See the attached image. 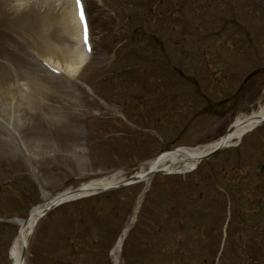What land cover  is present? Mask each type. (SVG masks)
<instances>
[{
	"label": "rangeland",
	"instance_id": "1",
	"mask_svg": "<svg viewBox=\"0 0 264 264\" xmlns=\"http://www.w3.org/2000/svg\"><path fill=\"white\" fill-rule=\"evenodd\" d=\"M85 1L94 53L72 75L64 62L76 44L72 23L59 20L70 19L72 0H0V83L22 88L0 102L2 218L24 220L66 189L121 170L126 177L136 173L132 165L162 152L208 144L264 103L262 75L241 84L256 65L264 69V0ZM180 14L192 18L190 32L174 21ZM220 16L236 17L238 33L228 25L221 39H200ZM246 32L251 44L237 48ZM39 58L70 76L55 75ZM162 64L180 72L146 70ZM152 93L174 96L171 110L150 118L139 103ZM201 94L229 107L205 110ZM235 142L188 173H157L53 208L36 224L25 264H114L111 249L144 188L139 227L136 220L119 264H264V122ZM178 216H187L186 224ZM9 224L0 223V264H11L2 254L19 231Z\"/></svg>",
	"mask_w": 264,
	"mask_h": 264
},
{
	"label": "bare ground",
	"instance_id": "2",
	"mask_svg": "<svg viewBox=\"0 0 264 264\" xmlns=\"http://www.w3.org/2000/svg\"><path fill=\"white\" fill-rule=\"evenodd\" d=\"M67 13L70 18L69 20L66 21V16L64 14H62L63 16H61L59 20L60 23L63 24L64 26L70 24V22L72 23L71 26L72 31H70V33L76 44L71 46V49L67 47L68 58L64 62H65V67L70 68L72 72H75L77 65L81 62L80 60L78 61V57H79L78 51L80 50L79 52H81V50L84 51V49L81 47L79 24H78V20L76 19V9L74 2L73 4L72 3L70 4V8H67ZM47 57L53 63L55 62L56 64L57 63L59 64V62L54 61L52 56H47ZM2 78L4 79L5 77ZM5 80L2 83H0V102L6 100V98L9 96L14 97L15 92H19V94H21L22 92V88L20 87V85L18 84L15 85L14 82L12 84L11 83L8 84L7 79ZM34 81L38 83L37 85H42V83H46L45 81L37 78H35ZM25 84L27 85L26 80H25ZM27 90L29 91L30 88H28ZM262 118H264V103L260 105L259 108L256 111L252 112L249 116H245L244 118L238 117L237 119H235L232 124V130L226 135L220 137L218 140L213 141L209 144L198 146L196 148L181 147L175 151L165 152L158 160L153 159L148 162L140 164L137 171L138 173L136 174L138 175V177L142 178L143 180L149 181L150 176L152 174L151 172L158 169H162L167 172L190 171L194 167V165L199 161L201 156L205 155L206 153H208L217 146H222V147L232 146L233 144L236 143V142L234 143L236 139L238 138L241 139L242 135L245 132L253 129ZM122 179H123L122 174L118 172L108 177L93 180L87 183L83 187L84 194H89L92 191L99 188L105 189L107 187L114 186L118 184ZM60 195H64V194L61 193L58 196ZM44 196H46V193H44ZM61 197L59 198L54 197L51 201L47 203L39 204L36 207H34L31 210L26 222L17 221L19 223L20 230L16 235L14 241L12 242V245L9 250V257L12 261V264H24V261H22L21 259V255H22V250L25 249L27 245L30 230L36 224L44 208L51 205L54 201L68 199V197H66L65 199H63V196ZM142 197L143 195L139 196L131 221L123 230L122 234L117 240L114 249L112 250V259L114 264H119V253H120L122 241L124 239L126 232L128 231V228L131 226L132 222L135 219V215L137 214V211L139 209V205L142 201Z\"/></svg>",
	"mask_w": 264,
	"mask_h": 264
},
{
	"label": "snow or ice",
	"instance_id": "3",
	"mask_svg": "<svg viewBox=\"0 0 264 264\" xmlns=\"http://www.w3.org/2000/svg\"><path fill=\"white\" fill-rule=\"evenodd\" d=\"M76 3H77V8L79 9V15L81 18V22H83L84 21V15H83L82 7H81V0H76Z\"/></svg>",
	"mask_w": 264,
	"mask_h": 264
}]
</instances>
